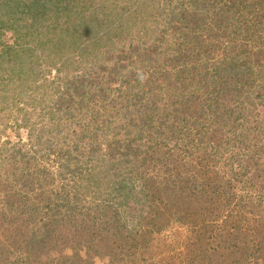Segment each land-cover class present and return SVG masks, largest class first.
<instances>
[{"label": "rangeland", "instance_id": "rangeland-1", "mask_svg": "<svg viewBox=\"0 0 264 264\" xmlns=\"http://www.w3.org/2000/svg\"><path fill=\"white\" fill-rule=\"evenodd\" d=\"M138 1L142 0H60V12L48 10L47 22L39 14L37 19L42 23L38 24H32L24 14L15 20L6 11H0V95L6 94L0 102V223L4 224L0 232L12 234L11 227L15 223L4 219L3 214L7 218L14 217L8 204L22 202L25 208L19 211L18 217L22 220L19 224L22 225L17 240L22 243L19 250L24 253L20 258L21 261L24 258V264H261L260 259L257 262L254 258L255 249L245 258V244L251 241L248 237L233 239L236 233L227 236L217 231V225L221 227L227 222L231 225L228 229L233 231L234 222L242 219L241 228L251 233L255 225L252 210L244 208L233 219L226 217L230 208L235 210V206L241 205L239 199L247 197L252 183L256 187L250 195L257 196L259 191L264 207V148L256 151L251 146L235 147L236 154L244 153L240 162L231 157L230 151L222 158L209 159L208 155L211 151L217 152L219 133H231L226 128L237 123V120L233 124L224 121L221 114L226 113V109L218 104L230 105L231 98H236L240 92L239 89L235 92L234 88L225 90L229 89L223 88L227 84L211 76L219 65L217 59L245 49L247 58L257 67L253 70L264 72V45L251 40L244 42L245 27L221 30L216 27L221 17L231 18L233 12L235 15L239 11L242 13L244 2L251 0H240L232 10L226 9L225 1L228 0H205L204 5L202 0H149L155 2L154 6L158 3L164 7L163 15L155 9L151 18L171 33L174 26L167 27L178 23L179 30L194 36L191 31L199 27L200 19L202 21L201 15L192 18L194 10L204 15L206 12L203 20L206 24L213 17L212 10L217 11L212 19L213 22L216 19L212 31L200 33L199 29L194 32L199 40L198 47H209L214 57L208 56L206 64L205 60L197 63L199 57L198 61L194 57L191 65L195 62L196 70L182 72L179 71L181 62L168 60L165 54L155 50L159 41L149 30L132 24V18L129 21L117 17L120 12L129 14ZM198 1L201 2L196 4ZM179 4L187 8L184 14H168ZM115 5L119 7L113 9ZM122 5L125 7L121 8ZM106 6L113 12L106 10ZM251 9L243 13L253 18L263 8L258 5L257 12ZM94 12L97 14L93 20L98 24L87 30L91 32V39L81 30L67 36V40L63 38L67 43L61 47L66 48L55 46L62 26H68L72 20L78 21L84 14L91 17ZM228 21L235 24L234 20ZM23 24L27 27L30 24V31L36 30L33 36L25 37ZM137 40L139 47H136ZM232 42L246 46L234 47ZM80 44L88 46L86 51L80 52L82 56L76 49ZM20 46L33 48L34 59L41 70L35 71L38 77L53 80L55 84L44 81L40 83L44 86L36 88L34 78L31 83L18 87L17 71L11 72L3 65L14 58L15 48ZM73 57L79 58L81 63L67 61L65 67L59 66L64 59L72 60ZM146 57L152 58L148 64ZM76 75L85 78L84 99L80 103H70L72 110L68 111L72 114L68 115L67 100L61 102L63 97L67 98L63 94L66 88L63 83L66 82L64 78L72 80ZM263 80L264 74L252 83V96L244 104L230 106L243 107L239 115L246 117V127L264 122ZM197 87H200L194 92L197 99L194 98L191 106L187 96ZM219 89L228 92L215 100L217 103L212 101L213 105L208 99L205 101L212 91ZM30 95L33 97L29 98ZM171 103L180 107L178 116L173 114ZM57 106L62 121H57L59 128L54 132L45 131L41 137L33 135L29 139L28 127H17L23 114L28 112L29 122H34V128L39 129L48 120L43 112L51 107L57 110ZM147 106H157L159 114L167 108L165 112L168 113L149 119L148 126L142 125ZM201 110L205 112L203 116L199 114ZM234 112L237 115V109ZM197 117L199 125L191 123L193 120L183 122ZM200 124L207 129H202ZM198 130L205 141L211 137L213 143L206 151L194 152V160L187 165L189 160L185 153L190 152L187 140L193 138V142H198ZM40 139H50L52 144L30 146ZM28 151L36 153L35 157L30 158L27 153L25 159L29 158L28 161L15 165V153L21 155ZM254 171L260 177H256ZM214 178L221 183L220 192L213 191L217 183ZM36 180L37 184L31 183ZM172 181L176 182V188L172 187ZM232 193L236 195L230 199ZM47 195L52 199L49 204L44 202ZM188 195L190 197L186 198ZM98 228L102 232H97ZM34 236L40 241L39 248L28 251L24 242ZM0 238L5 239L3 235ZM10 245L9 249L5 246V250H0V264H15L20 257L15 256L16 245Z\"/></svg>", "mask_w": 264, "mask_h": 264}, {"label": "trees", "instance_id": "trees-1", "mask_svg": "<svg viewBox=\"0 0 264 264\" xmlns=\"http://www.w3.org/2000/svg\"><path fill=\"white\" fill-rule=\"evenodd\" d=\"M202 1H203V5H204L205 0H202ZM241 1H243V0H241ZM200 2L198 1V2H196V4H198ZM59 3H60V0H45V3L43 0L40 2L37 0H3V1L0 0V11H3V12L6 11L8 16L10 15L11 17H15V20H19V18L17 16L24 14L25 17H27L28 19H30L32 21V24H34V23L38 24V23H42L37 19L39 14L41 15V18L45 22H47L45 16L47 15L48 10L50 11V10L54 9L56 13L60 12L61 6L59 5ZM136 3H137V5L135 6V8L131 12H129V14L125 15V13L123 14L120 12V14H118L117 17L124 18V20L128 19L129 21L132 18L133 19L132 24L141 25L140 28H142L144 30H149V33L152 36L154 35L155 38H158V41H159L158 45L155 46V50L158 53L161 52V53L165 54L168 57V60L181 62L182 63L181 69L180 70L178 69L180 72L190 71L194 68L196 70L195 62H194V65L193 64L191 65V61L194 60V57L197 59V61H198L197 56L199 57V61L197 63H199V62L201 63L202 61L205 60L203 62L205 64L209 60L208 56L214 57V54L211 55L212 52H210L209 47H206V48H205V46L198 47L199 46L198 45L199 40H198V38H196L194 32H197V31L199 32V29H200V33L201 32L208 33L210 31H212V25H213V23H216V19L214 22L212 21V19H214V15H216L217 11L212 10L213 17L211 18V21L208 22V24H206L207 21L203 22V20L205 19L206 15H207L206 12H205V15L203 13H202L203 14L202 15L201 13L194 10L195 13L192 15L193 16L192 18L198 17V15L200 17V15H201L202 21L200 19V25H202V23H203V26L199 25V27L193 29L191 32H192V34H194V36H192L190 34H187L186 32L184 33L182 30H179L180 27H179V25H177L178 23H176V25L172 24V26L167 27V28H170V27L173 28V26H174V32L173 33H171V31H168L161 24H159V26H158V23L156 21H154L153 18H151V17H153L152 15H154L155 9L158 10L159 13H161L162 15L165 13V12H163L164 7L161 8L158 5V3H156V6H154L155 2L152 3L149 0H142V1H138ZM239 3H241L240 0H239L238 4H237V0H228V1H225V6H226V9L229 8L230 10H232L233 7H237L239 5ZM227 5H229V6H227ZM258 5H260V7L262 5V8H263L262 11H264V0L263 1L262 0H251V1H248L247 3L244 2L245 10H243V12H247V10L250 7H252V9L250 10L251 12L254 10L257 12V10H258L257 6ZM102 6L104 7L105 5H102ZM116 7H119V6L115 5L113 7V9H116ZM124 7H125L124 5L121 6V8H124ZM109 8H111V7H108V6L105 7L106 10L113 12V10L109 9ZM186 10H187V8L184 7V4H179L178 6L174 5L171 8V10H169L170 12L168 14H170L171 16H178V15L184 14L186 12ZM138 11H140V12H138ZM262 11L260 13L259 12L255 13L253 18H251L250 16H248L247 14H245L243 12L240 13V11L237 15H235V12H233L232 13L233 17H231V18L230 17H228V18L227 17L226 18L221 17L217 21L216 27L218 30H221L224 28L228 29L229 27H238L239 29H242L245 27V30H246L245 35L246 36H245V38H243L244 42H247V40H251L254 44L257 42V43L264 45V15L262 14L263 13ZM95 14H97V13L94 12L93 15H91V17H88L87 15L84 14L82 16H79L78 21L72 20L68 26H66V27L62 26L60 34L56 35L55 41L57 40V38H58V41H57V44L55 42V44H56L55 46H57L58 49L66 48V47H61V46L65 43H67V41H66L68 38L67 36L70 37L71 35L76 34V33H78V31H81V30L85 31L86 34H84V35L86 37H88V39H89L91 32L87 31V30H89L93 24H98L95 20H93V16H95ZM262 16H263V21L261 22ZM135 17H137V18L135 19ZM173 19L175 20L174 17H173ZM227 19L234 20L235 24L229 23V21L227 22ZM44 24H46V23H44ZM26 25L23 26V28H24L23 30L19 26L18 27L24 32L25 37L26 36L27 37L33 36V34L36 30L30 31L28 28L31 25L29 24V27H27ZM94 27H95V25H94ZM127 27L129 28L130 26H127ZM53 28L55 29V26ZM157 28H158V30H157ZM177 30H179V31L176 32ZM167 34L171 35V37L167 38V36H168ZM63 38H65L66 40ZM98 38H101V36ZM138 41L139 40L135 41L137 44L136 47L141 46V45H138V43H139ZM149 42H150V40H149ZM174 43H177L178 46L174 47L175 46ZM232 43H233L232 45L235 47L236 42H232ZM142 44H144V43H142ZM239 44H238L239 46L236 45L239 48H240V46H243V47L246 46L245 43H239ZM10 49H13V47H10ZM76 49H78V54L80 56H82V53H80V52L86 51L88 49V46H86V44H80V46H78ZM145 50H147V47L145 48ZM5 53L8 54L9 52L8 53L5 52ZM232 53L233 54H230L228 56L229 58L226 56H222V58L217 59V63L219 65L216 67L217 70L215 71V73H213L211 76L212 77L216 76L215 80H219V81L223 82L224 84H227L223 88H229V89H225V90L231 91L232 88H234L235 92H239V90H240V92L238 94L239 96H237L236 98H231L232 102L230 105H227L224 103H223V105L218 104L219 107L226 109V113L221 114L224 121H231L233 124L237 120V123L234 126H231L230 128H226L231 133H228L226 131H222L221 133H219L220 138H219V144L217 145V152L211 151V152H209L208 155H209V159H211L213 157H217V156L222 158L224 154H227V152L230 151L231 157H234L235 160H238L240 162L244 159V153L240 152L239 154H236L235 147H237L238 149H244V147L251 146V147L255 148L256 151L258 150V148H264V122L260 121V122H257L256 125H250L249 127H246L245 123L248 122L246 120V117H242L239 115L240 114L239 112L242 111L241 108H243V107L241 106V108H239V107L238 108H231L230 106L235 107V105L236 106L242 105V104H244V102L246 100H249V98H250V96H252V93L254 90V88L251 89L252 83L255 82L256 79L260 75L264 74V72H260L259 70H257V71L253 70V68L257 69V67L252 62H250V59L247 58L246 54H248V52H246L245 49L241 50V52H237V53L232 52ZM13 54L14 55L12 57H14V58L9 59L7 61V64H4L3 66L9 67L11 72L14 70L17 71L16 76H18V77H17L16 81L18 83V87H21V85H24L26 83H31V81H33L34 78L36 79L34 81V82H36V85H35L36 88H40V87L44 86V85H40V83H42L44 81L47 83L49 82V84H51V85L55 84V82L53 80L48 81L43 76L38 77V74L36 72H40L41 70L39 68V64L34 59L36 57V55H34L32 47L20 46L18 48H15V51ZM145 59H146V62H145L146 64L150 63L149 61H152V58H150V57H146ZM28 60H30V62H28ZM33 61H35V62H33ZM67 61H71L72 64H76V65H79L81 63L79 58H77V59L74 58L72 60L64 59L59 66L65 67L67 65ZM197 63H196V65L198 66ZM68 64H70V63H68ZM36 65H38L37 68H36ZM262 67H264V64ZM260 68H261V66H260ZM157 69L155 71H159ZM56 70H58V68ZM178 70H177V72H178ZM199 72H200V69L198 67V70H197L198 75H199ZM33 74H35L36 77H34ZM174 74H175V76H177V73L175 71H174ZM89 78L90 77L88 76L86 79L88 80ZM203 78L205 80L207 79V75L205 74V72H204ZM64 79L66 80V82H64L63 85L66 88H65V91L63 92V94H66L67 98L63 97L61 102L64 103L67 100V104H69L68 109H67V114L71 115L72 113L69 112L68 110H72L73 104H70V103H77V102L80 103V102H82V99H84V90H83L84 80L83 79H85V78L76 75L73 77L72 80H67L66 78H64ZM198 89H200V87L194 88V89H192V91L190 90L189 95L187 94L188 95L187 99H188V102L190 103L191 106H192V104H194L195 99H197V96H195L196 93H194V92H198ZM75 90H83V91L80 93H76ZM5 91L6 90H4L3 92H5ZM228 91H224L222 89L212 91L211 96L206 97L205 101H207V99H208L209 101H207V102H209V104L213 105L215 100H217L219 97L221 99V96H225V92H228ZM5 95H6L5 93H2L0 95V102H1V99L6 98ZM75 96H77V98L79 97L80 100H76L77 98H75ZM28 97L32 98L33 96L30 95ZM139 100H141V99H139ZM257 100H258V98H257ZM142 101H143V98H142L141 102ZM212 101H214V102H212ZM202 102H200V105H203L204 102L203 103ZM258 102H260V100ZM215 103H217V102H215ZM249 103H251V102H249ZM145 105H147V104H145ZM142 106H144V104ZM170 106L173 108V112H174L173 114L178 116V114H179L178 112H179V108H180V107H178V104L174 105L171 103ZM58 107L59 106H57V110L54 109L53 107H51V108H49V111L45 110L43 112V116L47 115L48 120L45 121L44 124H42V126H40V128L37 130L34 128L35 123L29 122V118L27 117L29 114L28 112H25L23 114V117L21 118V121L17 124V127H23V128L28 127L29 139L33 135H36L37 137H39V136L41 137V134H44L45 131L47 132V131L53 130V132H54L55 130H57L59 128V127H57V125L59 124L57 121H62V116L60 115V109H58ZM164 107H166V106H164ZM146 108H147V110H145V114L143 113L145 120L142 119L144 121V122H142V125L146 124L148 126V125H150V122H148L149 119H152L155 116L158 117V115L162 116L165 114V116H166V114L168 113V112H165L167 108H164L163 111H160V114H159V108L157 106H147ZM234 109H237V115L235 114ZM20 112H21V109H20ZM199 114L201 116H203L205 114V112L203 110H201ZM257 116H258V114H257ZM84 118H85V114L83 116V119ZM146 118H147V120H146ZM197 119H198V117L195 119L187 118L183 122L189 123L190 121L193 120L191 123L198 124ZM42 120H44V119H42ZM224 121H222V123ZM89 122L93 123L90 118H89ZM205 126L206 125H204V124L203 125L200 124V127H202V129H204V130L207 129V128H205ZM198 131L196 132L197 135L199 136L198 142H193L194 141L193 138H191L190 140H187V144H188L187 147H188V150L190 151L188 154L185 153L186 158L189 160L188 163L186 162L187 165L192 160H194V152H197L201 149H204V151H206L207 148H209L211 146V144L213 143L211 141V137H209L208 141H205L206 140L205 137L200 135L201 131H199V132ZM249 134H250V136H249ZM193 137L195 139L196 135L194 134ZM214 137H216V136H214ZM41 144H47L50 146L52 143H51L50 139L49 140L48 139H45V140L40 139L39 141L37 140V141L31 142L30 146L36 147V146L41 145ZM220 146H222L223 149ZM5 151H9V150L6 149ZM36 151L38 152V150H35V152ZM23 152L24 151H22V153ZM19 153H20V151H19ZM27 153H29V151L26 152L25 154H21V155L18 154V152L15 153V155H14L15 157L13 160V162H15L14 164L15 165H17V164L23 165L24 163H26L29 159V158H27V160L25 159ZM36 153H32V152L29 153L31 156L30 158H34ZM241 158H243V159H241ZM12 173H13V175L15 174V168L12 169ZM255 174H256V177H260L256 172H255ZM234 176H236V175L234 174ZM0 177H1V173H0ZM51 177L52 176H50V178ZM6 180H10V178H6ZM214 181L217 183H216L213 191L218 192L220 190V184L221 183H220V181L217 180V178H214ZM3 182H5V180H3ZM211 182H213V181H211ZM31 183L37 184L38 180H36V183H34V182H31ZM173 183L174 184L172 187L176 188L177 187L176 182H173ZM227 184H230V182H227ZM263 186H264V184H262V187ZM255 187L256 186H254L252 183L250 185L251 190L249 192L247 191V197H244V196L240 197L239 200H240L241 205L235 206V210H233V209L231 210V208H230V210H228L229 214L226 217V218L233 219L235 217V215L237 213L241 212V210L244 208L252 210V213H254V215H255L254 216L255 225L251 229V233H248V232L246 233L245 230L243 228H241L240 222L242 219H240V222L237 220L236 224L234 222V227L232 228L233 231H230L228 229V227L231 225L227 224L226 221H225L226 225H224V226L220 227L217 225V231L218 232H225V233H227V236H230L233 233H236V236L233 237V239L234 238L238 239V236L248 237L247 239H250L251 241H247V243L245 244L246 249H247V250H245V252H246L245 258H248L249 253L253 254V252H250L251 249H255L257 254L254 258L256 259L257 262L260 259L261 264H264V209H263L264 207L261 204V196H260L259 191L257 192V196L250 195V193H252V189H255ZM184 188H186V186ZM184 188H182V189H184ZM34 189H36V187L33 188V190ZM229 193H231V192H229ZM176 194H177V192H176ZM18 195H19L18 197H22L20 194H18ZM235 195L236 194L232 193L230 199L234 198ZM189 197H190V195L186 196V198H189ZM11 201H13V200H11ZM51 201H52V199L50 198L49 195H47V197L44 198V202L46 204H49ZM8 207L11 208V211H12V214H14V217L7 218L4 214H3V217H4V219H10L15 224H12V227H11L12 228V234L10 236L7 235L6 233L2 234L0 232V235H3L5 238V239L0 238V250H5V246L7 247V249H9L11 247L10 244H12V245L15 244L16 249H17V251H16L17 253L15 254V256L17 254H18V256H20L19 258L16 259L15 264H24V263H26L24 261V258L22 261L20 259L21 256L22 257L24 256V253L22 252V250L21 251L19 250L22 243L17 240V235H18V232H20L21 225H22V224H19L20 222H22V220L19 219V217H18V215H20L19 211L21 213V209L23 211L25 206L23 205L22 202H20V205H15L14 203L10 202L8 204ZM26 207L28 210L31 209L30 205H27ZM113 214L115 215V212ZM57 215H60V214L57 213ZM3 217H2V219H3ZM115 221L118 224V221L116 220V218H115ZM1 227H4V224L2 225V223H0V228ZM97 232L100 233V232H102V230L98 228ZM24 245L26 246L25 249H27L28 251H32V249L34 250L36 247L39 248L40 241L37 238H35V236H34V237H30L27 241H25ZM236 250H234V251H236ZM8 254H11V253L8 252ZM29 255L30 254L27 253V257H29ZM4 259L5 258H3L2 260H4Z\"/></svg>", "mask_w": 264, "mask_h": 264}]
</instances>
